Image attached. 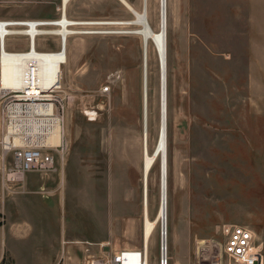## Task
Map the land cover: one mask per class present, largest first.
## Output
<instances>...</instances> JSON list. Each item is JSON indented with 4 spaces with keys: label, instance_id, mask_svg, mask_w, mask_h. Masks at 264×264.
Segmentation results:
<instances>
[{
    "label": "rangeland",
    "instance_id": "374dc122",
    "mask_svg": "<svg viewBox=\"0 0 264 264\" xmlns=\"http://www.w3.org/2000/svg\"><path fill=\"white\" fill-rule=\"evenodd\" d=\"M128 1L141 9L142 0ZM61 5L62 0H0V20H57ZM68 5V17L77 21L133 18L120 0H71ZM150 20L158 29L159 0H151ZM74 29L55 93L64 104L67 148L53 153L56 169L67 171L63 192L69 206L78 191L88 198L98 178L94 193L107 223L103 234L111 235L113 227L114 256L144 246L147 185L151 219L160 206L161 158L149 183L143 169L162 124L159 58L152 46L147 61L141 38L125 25ZM167 32L169 257L163 259V224L157 223L149 264H238L223 251L225 225L261 228L257 241L264 242V0H168ZM59 39L42 35L37 48L57 51ZM7 49L27 51V37H8ZM2 135L0 102V140ZM2 162L0 146L1 181ZM83 167L97 172L78 176ZM27 179L29 186H38L35 174ZM71 212L68 207L67 215ZM45 238L29 250L9 235L7 249L16 264H49ZM0 244L5 245L3 235ZM0 264L13 260L6 257Z\"/></svg>",
    "mask_w": 264,
    "mask_h": 264
},
{
    "label": "bare ground",
    "instance_id": "6f19581e",
    "mask_svg": "<svg viewBox=\"0 0 264 264\" xmlns=\"http://www.w3.org/2000/svg\"><path fill=\"white\" fill-rule=\"evenodd\" d=\"M71 0H62L61 17L57 20H21L19 22L0 20V56L1 73L0 87H15L29 93H39L41 87H49L56 83L57 88H61L63 67L68 64V40L69 35L74 31L75 26L89 25H113L121 24L128 28L130 34L141 38L144 55L147 61L150 54V48L153 46L158 54L161 74L162 88V124L158 144L155 150L150 153L146 151L143 159L144 176L146 175L149 183L150 174L153 170L157 158H161L160 175L161 201L156 218L151 219L148 207V185L146 188V205L144 208V230H143V248L146 250V262L149 264V245L155 232L157 223L163 224V249L162 256L169 257V239H168V220H169V158H168V133L167 118L165 117V101L167 99V81H168V0H159L160 4V22L158 29H155L150 20L151 0H142V7L139 10L128 0L120 2L133 14V18L123 21H77L67 15L68 3ZM26 25H21V24ZM15 29V30H13ZM19 29V30H16ZM82 31V30H81ZM84 31V30H83ZM79 32V31H78ZM85 32V31H84ZM74 33V32H73ZM42 35L60 36L59 50L40 51L37 48L38 40ZM26 36L28 39L27 51H10L7 49L8 37ZM145 57V58H146ZM34 75V83H31V75ZM35 111L44 112L46 109L42 104H31ZM89 115L92 111H87ZM95 112V111H94ZM96 113V112H95ZM96 115V114H95ZM95 115H91L95 119ZM43 137V136H42ZM63 137L62 120L54 123V133L50 136H44L45 143L58 144ZM166 225V235H165ZM162 264H168L162 261Z\"/></svg>",
    "mask_w": 264,
    "mask_h": 264
},
{
    "label": "crops",
    "instance_id": "0c3cea01",
    "mask_svg": "<svg viewBox=\"0 0 264 264\" xmlns=\"http://www.w3.org/2000/svg\"><path fill=\"white\" fill-rule=\"evenodd\" d=\"M57 9L61 12V6H57ZM53 171L28 173L37 176L35 184L38 186H29L27 174L23 188L15 193L5 192L0 175V235L5 239V245L0 247L3 249L0 250V263L6 257H11L13 264H16V259L7 249L9 235L29 250L34 246L40 247L42 236L45 235V242L48 243L45 254L50 257L49 264H91L95 258H109L113 255V227L109 226L111 235L103 234L107 223L102 222L101 204L94 193L98 178H94L91 184L94 188L93 193L90 191L92 196L89 194L88 198H83L81 193L85 191H78L74 196V205L70 203L69 206L63 192L68 181L67 171ZM92 172L97 171L85 167L77 169L78 176L94 175ZM70 173L73 174L72 171ZM83 200L87 202L82 203ZM68 207L72 211L69 215ZM260 231L261 228L255 227L253 235L264 264V242H258L256 235Z\"/></svg>",
    "mask_w": 264,
    "mask_h": 264
},
{
    "label": "built area",
    "instance_id": "2783aa9c",
    "mask_svg": "<svg viewBox=\"0 0 264 264\" xmlns=\"http://www.w3.org/2000/svg\"><path fill=\"white\" fill-rule=\"evenodd\" d=\"M30 80L33 84V74ZM36 85L40 89L39 93H29L15 87H0L3 120V135L0 140L3 152L2 184L9 193L22 188L28 173L55 170L57 159L53 151L64 153L67 148L64 137L58 144L43 141L44 136L54 133V123L57 120H62L63 125L64 104L55 95L57 85L54 83L49 87H41L38 82ZM31 104H42L46 109L44 112L35 111ZM223 232L227 237L223 247L226 255L238 264H262L261 252L250 229L242 225L227 224ZM146 257L144 248H127L109 258H95L91 264H144ZM211 264L219 262L215 260Z\"/></svg>",
    "mask_w": 264,
    "mask_h": 264
}]
</instances>
